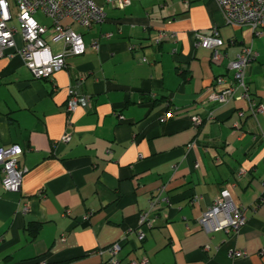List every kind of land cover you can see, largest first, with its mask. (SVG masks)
Listing matches in <instances>:
<instances>
[{"label":"crops","instance_id":"0c3cea01","mask_svg":"<svg viewBox=\"0 0 264 264\" xmlns=\"http://www.w3.org/2000/svg\"><path fill=\"white\" fill-rule=\"evenodd\" d=\"M96 2L108 19L91 27L64 19L86 48L50 76L36 77L18 54L0 57V146L21 145L27 168L10 191L0 165V264H104L118 241L120 264L142 256L148 264H264V111L253 115L245 98L208 101L216 77L232 81L230 60L252 44L258 56L246 77L264 104V33L228 25L216 0ZM213 26L227 54L220 60L194 44L196 31ZM46 40L63 50L52 29ZM71 85L91 100L69 112ZM67 130L71 140L60 141ZM161 185L171 204L156 206L139 243L140 213ZM223 188L247 208L246 223L237 233L206 232L198 218ZM232 249L247 255L230 257Z\"/></svg>","mask_w":264,"mask_h":264},{"label":"built area","instance_id":"2783aa9c","mask_svg":"<svg viewBox=\"0 0 264 264\" xmlns=\"http://www.w3.org/2000/svg\"><path fill=\"white\" fill-rule=\"evenodd\" d=\"M227 23L232 25H251L256 34L264 33V0H216ZM112 6L125 7L130 0H108ZM42 12L52 19V24L47 25L36 17L38 12ZM14 18L18 24L10 23ZM64 19H70L85 27H91L95 23H101L108 19L105 7L96 0H0V57H12L18 54L25 64L32 70L36 77L50 76L53 72L67 66L66 56L68 54L82 53L86 48V43L81 32L63 23ZM53 31L54 40H63L64 48L61 52L54 53L46 40L49 30ZM165 32H160L158 40L164 37ZM18 36L21 43L18 42ZM166 36V35H165ZM231 43L235 42L231 38ZM194 44L212 49V58L220 60L227 54L220 49L223 40L218 26H213L209 33L195 32ZM92 45L98 48L99 41H93ZM258 56V51L252 44L244 45L237 53L236 57L229 62V66L234 70V79L227 81L223 75L216 77L215 84L218 89L213 90L208 95V101L226 103L233 98H245L248 100V108L253 115L264 111V104L257 102L250 91L247 81V66ZM91 97L83 94L76 87L71 85L68 90L67 110L74 111L79 106H87ZM173 114L172 110L167 111L161 120H166ZM240 115L244 111L240 110ZM213 116L212 110L208 117ZM203 117L193 116L195 124L202 122ZM73 134L71 130L65 131L60 141L68 142ZM23 147L19 144L0 146V165L2 167V182L4 187L10 191L20 189L22 178L26 167L20 162ZM240 170L237 175L244 173ZM167 185H161L153 197L150 199L149 210L142 211L139 216V224L136 228V239L142 243L147 236L148 230L153 228L155 218L151 213L161 202L171 204V197L164 195ZM196 196L193 202L199 200ZM69 214V211L66 212ZM247 208L237 205L230 191L223 188L220 195L213 204L198 218L200 227L206 232H216L225 230L237 233L246 223ZM90 216V215H89ZM88 215L83 217L88 219ZM122 249L120 241L107 247L110 257L104 264H120L119 253ZM247 252L238 249L230 251V257L237 258L246 256ZM146 256L133 258L130 264H148Z\"/></svg>","mask_w":264,"mask_h":264},{"label":"rangeland","instance_id":"374dc122","mask_svg":"<svg viewBox=\"0 0 264 264\" xmlns=\"http://www.w3.org/2000/svg\"><path fill=\"white\" fill-rule=\"evenodd\" d=\"M41 14H42L41 12H38V13L36 14V17H38V18L41 20V22H42L44 18H43V16H42ZM48 17H49V16H48ZM48 17H46L44 21H49V20H51V22H52V19H51V18L49 19ZM10 23L18 24V21H17L16 18H14ZM228 25H231V24H228ZM256 37H259V36H256Z\"/></svg>","mask_w":264,"mask_h":264},{"label":"trees","instance_id":"16d2710c","mask_svg":"<svg viewBox=\"0 0 264 264\" xmlns=\"http://www.w3.org/2000/svg\"><path fill=\"white\" fill-rule=\"evenodd\" d=\"M40 230V227L38 225H33L29 228L30 235L35 238Z\"/></svg>","mask_w":264,"mask_h":264}]
</instances>
